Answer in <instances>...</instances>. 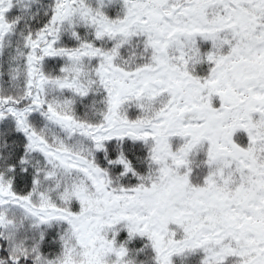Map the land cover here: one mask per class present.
Here are the masks:
<instances>
[{
    "label": "snow or ice",
    "instance_id": "obj_1",
    "mask_svg": "<svg viewBox=\"0 0 264 264\" xmlns=\"http://www.w3.org/2000/svg\"><path fill=\"white\" fill-rule=\"evenodd\" d=\"M0 264H264V0H0Z\"/></svg>",
    "mask_w": 264,
    "mask_h": 264
}]
</instances>
